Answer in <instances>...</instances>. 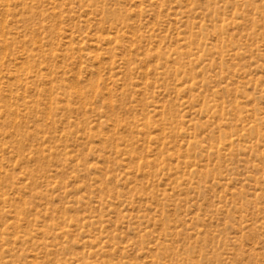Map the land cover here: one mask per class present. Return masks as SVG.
<instances>
[{
  "label": "rangeland",
  "instance_id": "374dc122",
  "mask_svg": "<svg viewBox=\"0 0 264 264\" xmlns=\"http://www.w3.org/2000/svg\"><path fill=\"white\" fill-rule=\"evenodd\" d=\"M0 264H264V0H0Z\"/></svg>",
  "mask_w": 264,
  "mask_h": 264
}]
</instances>
